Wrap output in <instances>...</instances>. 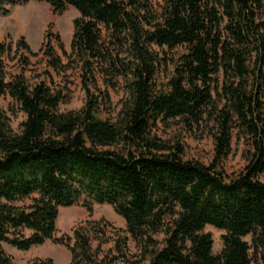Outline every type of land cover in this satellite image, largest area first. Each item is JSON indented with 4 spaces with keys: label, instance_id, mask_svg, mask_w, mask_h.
I'll return each instance as SVG.
<instances>
[{
    "label": "trees",
    "instance_id": "obj_1",
    "mask_svg": "<svg viewBox=\"0 0 264 264\" xmlns=\"http://www.w3.org/2000/svg\"><path fill=\"white\" fill-rule=\"evenodd\" d=\"M29 1L79 16L69 54L50 31L37 54L23 38L14 51L0 46V99L24 116L15 132L0 109V264H13L2 245L47 242L66 248L69 264H138L129 243L148 264H264V0H0V14ZM39 55L42 75L30 81ZM15 60L21 71L9 74ZM68 75L85 101L64 113L69 86L55 80ZM173 122L212 140L208 166L157 135ZM234 141L246 165L228 176ZM95 205L125 231L86 223L57 236L61 209ZM207 226L225 233L218 255Z\"/></svg>",
    "mask_w": 264,
    "mask_h": 264
},
{
    "label": "rangeland",
    "instance_id": "obj_2",
    "mask_svg": "<svg viewBox=\"0 0 264 264\" xmlns=\"http://www.w3.org/2000/svg\"><path fill=\"white\" fill-rule=\"evenodd\" d=\"M155 6L160 5L163 0H152ZM78 13L73 9H68L62 14H55L49 5L39 1H29L22 6H15L10 9L7 15L0 14V46H11L13 51L20 38H23L34 54H37L43 45L44 36L47 32H52L59 36L63 49L70 53V44L74 32V21L78 18ZM56 53L62 57L61 50L56 43H52ZM31 66L25 73V76L34 81L42 75L44 64L39 55L30 60ZM8 73L14 74L21 71L20 63L15 60L8 61ZM58 84L68 85L69 94L61 105L60 110L64 113L79 111L85 101L84 93L80 90L78 81L74 76L68 75L63 80L56 78ZM113 109H118L119 104L124 97L123 93L112 94ZM0 109L6 113L9 118L10 126L15 131H19L20 124L24 121V116L12 104L9 98L0 99ZM157 135L163 140H169L173 143L179 142L184 149V160L198 162L208 166L212 161L213 146L212 140L206 134L196 133L195 135L186 134L177 123H169L166 127L160 126ZM246 165L245 149L242 143L234 141L232 152L224 164L225 173L228 176L235 175L243 170ZM264 183V177L261 178ZM86 223H104L109 227V233L112 237L115 231L124 232V221L115 214L109 206L95 205L91 213L83 208L71 207L61 209L57 220V236H70L72 229L83 226ZM204 234L210 235L213 249V255H218L222 250V238L225 235L223 231L212 227H205ZM114 237V236H113ZM115 238V237H114ZM162 237H159L161 240ZM250 246V238L244 240ZM4 253L11 258L13 264H29L36 259H50L54 264H69L70 254L62 246L47 242L44 245L32 248L28 252L18 251L8 245H2ZM104 249H107L104 248ZM128 259L130 262L138 264H148V260L140 259V251L137 250L134 243L128 244ZM252 252V251H251ZM262 254L258 255L261 260ZM252 259H255L252 257ZM122 264V263H121Z\"/></svg>",
    "mask_w": 264,
    "mask_h": 264
}]
</instances>
